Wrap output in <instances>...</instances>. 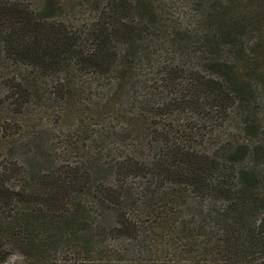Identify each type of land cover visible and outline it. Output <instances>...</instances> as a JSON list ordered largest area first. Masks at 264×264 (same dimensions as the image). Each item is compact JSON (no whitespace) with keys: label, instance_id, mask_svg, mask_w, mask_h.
Returning <instances> with one entry per match:
<instances>
[{"label":"trees","instance_id":"1","mask_svg":"<svg viewBox=\"0 0 264 264\" xmlns=\"http://www.w3.org/2000/svg\"><path fill=\"white\" fill-rule=\"evenodd\" d=\"M178 2L0 0V264L141 224L264 264V0Z\"/></svg>","mask_w":264,"mask_h":264},{"label":"rangeland","instance_id":"2","mask_svg":"<svg viewBox=\"0 0 264 264\" xmlns=\"http://www.w3.org/2000/svg\"><path fill=\"white\" fill-rule=\"evenodd\" d=\"M74 1L77 2L78 6L74 10L69 9L71 19L93 18V10L88 4L90 0ZM155 1L164 9L163 17L165 19H169L172 16L173 6L178 7L181 5L178 0ZM1 82L3 81L0 79V85H2ZM1 91L2 89H0ZM1 100H3L2 95H0ZM31 111L33 123L43 124L44 127L47 126L48 128L57 126V117L53 116L55 114L51 110L35 106L31 108ZM262 118H264V114ZM38 125H32L29 129L35 130ZM90 128H93V125L89 126L88 131ZM262 137L264 139V134ZM76 155V153L72 152L71 156L74 158ZM186 243V241H173L170 235L162 229H148L145 224H141L133 238L126 235H120L119 238H113L111 235L102 236V240L98 243L97 254L89 259H74L71 254L72 248L68 245L62 249H57L55 260L49 264H215L210 254H204V246L202 244H197L190 248L191 245ZM3 264L23 263H21L19 255L13 252Z\"/></svg>","mask_w":264,"mask_h":264}]
</instances>
